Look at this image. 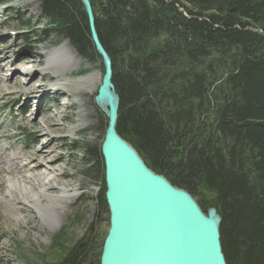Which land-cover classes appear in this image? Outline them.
<instances>
[{
	"label": "trees",
	"instance_id": "1",
	"mask_svg": "<svg viewBox=\"0 0 264 264\" xmlns=\"http://www.w3.org/2000/svg\"><path fill=\"white\" fill-rule=\"evenodd\" d=\"M89 1L119 98L117 135L216 210L226 264H264V0ZM42 22L37 45L48 32L98 57L79 0H40ZM88 247L57 264H86Z\"/></svg>",
	"mask_w": 264,
	"mask_h": 264
},
{
	"label": "rangeland",
	"instance_id": "2",
	"mask_svg": "<svg viewBox=\"0 0 264 264\" xmlns=\"http://www.w3.org/2000/svg\"><path fill=\"white\" fill-rule=\"evenodd\" d=\"M44 27L45 23H40V0H11L0 4L1 56L3 53L9 62L15 60L16 64H21L20 60L23 58L39 61L37 65H30L33 70L31 81H39L47 90L45 102L37 96L26 99L19 91L21 75L18 73L11 77L9 85L0 88V146L7 148L6 153L23 149L26 156L32 155L40 125L33 127L30 124L32 119H28V116L41 107L44 111L47 110V116L52 112L56 113V109L65 110L66 117L58 128V138L52 146L53 155H44L43 159L62 157V160L52 163L49 167L64 168V176L58 183L75 186L77 196L71 202L58 201L56 207L48 208L44 221L40 220L32 207L26 205L21 206L19 210L20 220L14 221L4 213L0 201V264H57L70 249H85L87 246L90 257L86 264H96L109 224L108 211L99 205L105 188L100 148L107 126V119L94 102L100 79L90 91L83 92L79 98L73 97L72 93L75 91L70 86L56 94L50 88L56 81L52 76L44 81L40 80L39 70L44 66L46 59L45 48L58 47L65 41L54 34L46 36L47 32L45 36H41L44 42L37 45L33 32L42 35ZM98 57L94 56L91 61L80 57V64L66 71L60 81L74 80L92 72H98L101 78L104 70L101 58ZM78 99L86 101L83 107L89 114L81 119L78 112L82 107ZM43 116L44 113L37 115V120L40 121ZM78 119L82 123L77 126L74 135L67 134L71 127L76 126ZM48 130L45 128L43 135H50ZM45 138L49 139L47 136ZM42 143L37 141V145ZM90 150L96 155H91ZM7 168L3 167L0 173V195L11 174ZM48 194L56 195L58 190L51 189ZM203 196L206 201L211 198L208 193H203ZM193 198L197 199L199 206L202 197ZM46 202L43 199V203ZM211 209L214 208L201 210L207 214Z\"/></svg>",
	"mask_w": 264,
	"mask_h": 264
},
{
	"label": "water",
	"instance_id": "3",
	"mask_svg": "<svg viewBox=\"0 0 264 264\" xmlns=\"http://www.w3.org/2000/svg\"><path fill=\"white\" fill-rule=\"evenodd\" d=\"M79 1L104 70L97 99L106 101V110L99 108L107 119L100 151L109 224L99 264H226L216 211L203 213L196 198L149 170L117 135L111 61L95 34L89 0Z\"/></svg>",
	"mask_w": 264,
	"mask_h": 264
},
{
	"label": "bare ground",
	"instance_id": "4",
	"mask_svg": "<svg viewBox=\"0 0 264 264\" xmlns=\"http://www.w3.org/2000/svg\"><path fill=\"white\" fill-rule=\"evenodd\" d=\"M9 51H12V47ZM2 55L3 56H1L0 53V88H5L9 85L12 80L11 77L18 73V75H21V87L19 91L23 94L22 96L26 99H32L37 96L42 102H45L47 100V90H45V86L37 80L31 81L33 78V70L30 65H37L39 61H30L23 58L20 60L21 64H16L15 60L9 62L8 57L4 56L3 53ZM44 55L46 59L44 66L39 70V77L40 80L43 81L51 76L54 77L56 81L50 85V88L53 89L56 94L67 86H70L75 91L72 93L73 97L79 98L83 92L90 91L93 86L99 82V79V86L101 85L103 74L100 78L98 72H92L87 76L79 77L74 80L65 79L64 81H60V78L63 77L66 71H70L77 67L82 61L67 41L62 42L60 46L55 48H45ZM78 101L82 107V110L78 112L81 119L89 114L83 107L86 101L79 99ZM94 102L98 108L102 107L106 110V101L104 99H97V93ZM34 112L28 116V119H32V123L30 124L33 127L36 128L37 124L40 125V130L37 138L34 140L36 146L34 147L33 154L26 156L23 149L6 153L7 148L0 146V173H2V168L5 166L8 167L7 170L11 171L0 195V201L3 205L4 213L14 221L20 220L19 210L21 206L26 205L32 207L37 212L40 220L44 221L46 219L45 213L48 211V208L56 207L58 201L71 202V200L77 196V189L74 188L75 186H66L65 184L58 183V180L64 176V168L49 167L52 163L62 160V157L56 156L51 160L43 159L44 155H53L54 151L52 146L56 138H58V132L60 131L58 128L62 126L61 122L66 117L64 115L65 110L56 109V113L52 112L49 116L46 114L47 110L44 111L42 107L36 110L35 113ZM42 113H44V116L38 121L37 115ZM80 119L77 120L76 126L71 127L67 131V134L71 136L74 135L77 126L82 123ZM45 128L49 129L50 135L47 133L43 135L42 131L45 130ZM46 136L49 137V139H46ZM38 140L43 143L37 145ZM54 188L58 190V194L49 195V191ZM43 199L47 202L43 203ZM51 220H53L52 217Z\"/></svg>",
	"mask_w": 264,
	"mask_h": 264
}]
</instances>
